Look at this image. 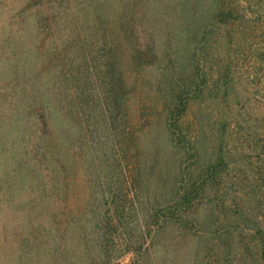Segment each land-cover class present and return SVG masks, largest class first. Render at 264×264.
<instances>
[{
    "label": "trees",
    "instance_id": "trees-1",
    "mask_svg": "<svg viewBox=\"0 0 264 264\" xmlns=\"http://www.w3.org/2000/svg\"><path fill=\"white\" fill-rule=\"evenodd\" d=\"M14 1L20 2L12 15L16 24L2 20L0 52L17 56L2 67L18 77L30 63L42 64L30 71V91L16 100L25 96L30 108L46 107L38 99L40 80L47 78L44 63L57 54L52 86L72 94L68 109L76 111L83 136L92 138L93 128L81 107L103 108L93 124L99 118L114 131L136 98L139 130H147L141 136L163 117L166 142L185 157L175 172L183 179H174L164 211L172 217L181 210L177 220L189 231L197 227L192 235L217 248V264H264V95L263 114L250 121L242 93L264 78V0H0V14ZM242 64L250 71L240 87ZM78 92L86 94L82 102L74 100ZM190 158L194 166H183ZM40 228L30 231L33 240L68 251L55 235L42 238L50 229ZM51 258L45 264H60L55 254Z\"/></svg>",
    "mask_w": 264,
    "mask_h": 264
},
{
    "label": "rangeland",
    "instance_id": "rangeland-1",
    "mask_svg": "<svg viewBox=\"0 0 264 264\" xmlns=\"http://www.w3.org/2000/svg\"><path fill=\"white\" fill-rule=\"evenodd\" d=\"M19 6L18 1L12 3V9L5 4L0 28L2 20L9 27L15 23L17 16L12 15ZM32 25L30 29L35 30ZM36 39L32 36L31 40ZM43 49L45 54L52 52L50 47ZM10 56L13 61L17 55L0 52V264H45L52 261L51 254L60 264H217V248L201 234L192 235L197 227L189 231L177 220L181 210L172 206V217L164 211L174 179H183L175 172L185 158L183 149L176 151L166 142V119L157 115L152 131L143 136L147 130H139L136 98H131L129 115L119 117L118 127L112 131L97 123L99 118L93 124V117L103 108L86 104L80 111L76 108L93 128L92 138H87L89 133L83 136L72 117L76 111L68 109L72 94L52 86L58 54L44 63L47 78L40 80L43 86L38 98L46 106L43 110L34 109L37 104L30 108L32 99L28 97L16 100L20 92L30 91V71L42 64L39 61L33 67L30 63L31 70H19L15 77L2 67L10 65ZM249 71L247 64L241 65L236 85L242 86ZM75 73L81 79V72ZM78 86L80 89L81 82ZM242 93L248 118L257 120L263 114L262 75L256 86ZM85 95L75 93L74 100L82 102ZM93 98L88 100L94 102ZM213 107L210 103L206 112ZM188 116L186 111L184 122ZM190 161L183 166L192 164ZM245 167L251 170L253 164L245 162ZM200 213L204 218L207 211ZM39 228H49L42 238L55 235L68 251L33 240L30 231Z\"/></svg>",
    "mask_w": 264,
    "mask_h": 264
}]
</instances>
